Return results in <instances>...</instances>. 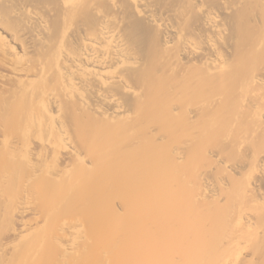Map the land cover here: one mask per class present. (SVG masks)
<instances>
[{
    "label": "bare ground",
    "instance_id": "1",
    "mask_svg": "<svg viewBox=\"0 0 264 264\" xmlns=\"http://www.w3.org/2000/svg\"><path fill=\"white\" fill-rule=\"evenodd\" d=\"M0 264H264V0H0Z\"/></svg>",
    "mask_w": 264,
    "mask_h": 264
}]
</instances>
